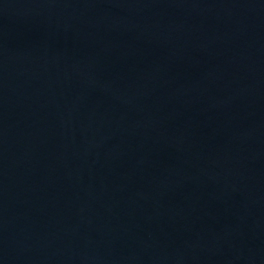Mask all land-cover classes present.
Here are the masks:
<instances>
[{"label":"water","instance_id":"95a60500","mask_svg":"<svg viewBox=\"0 0 264 264\" xmlns=\"http://www.w3.org/2000/svg\"><path fill=\"white\" fill-rule=\"evenodd\" d=\"M0 264H264V0H0Z\"/></svg>","mask_w":264,"mask_h":264}]
</instances>
